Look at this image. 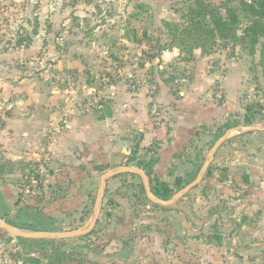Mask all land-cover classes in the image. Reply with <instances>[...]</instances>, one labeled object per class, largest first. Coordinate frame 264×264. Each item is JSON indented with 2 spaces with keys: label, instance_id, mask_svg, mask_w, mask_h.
<instances>
[{
  "label": "crops",
  "instance_id": "0c3cea01",
  "mask_svg": "<svg viewBox=\"0 0 264 264\" xmlns=\"http://www.w3.org/2000/svg\"><path fill=\"white\" fill-rule=\"evenodd\" d=\"M60 5L55 2L52 9L60 12ZM118 5L91 3L85 6L88 11L106 8L115 11L119 8ZM140 6L137 4L135 7ZM48 14L49 12L45 16ZM55 14L49 17L47 24H42L45 27V30L41 29L42 48L45 49L47 45L50 51V43L55 45L57 60L54 66L64 72L94 73L97 62L106 55L103 48L112 46L110 50L117 56L118 51L114 49L117 42H143L147 34L145 31L143 37H131L126 30L114 41L115 37H110L108 32L116 28H128L129 20L110 18L91 27L93 30L90 36L95 39L92 41L79 27L81 19L76 24L78 28L71 30L65 23L63 25V20L56 19ZM120 21L125 23L121 25ZM25 26L31 29L28 21ZM64 26L66 28L62 31ZM60 29L61 34L58 31ZM117 32L119 33L118 29ZM33 35L28 39L32 43L25 46L26 52L33 49L36 38ZM74 46L80 49H74ZM91 47L94 49H89ZM96 48L100 51L92 55L89 50L95 51ZM10 50L0 49V68H10V71L16 72L17 65L12 67L7 60L10 59L15 64L12 61L14 52L7 53ZM239 51L237 49L236 52L241 57H234L227 50L204 51L201 48L188 54L175 47L173 50L163 51L161 57L147 60L143 67L151 63V68L156 65L166 68L164 65L173 62L180 66V69L176 67L180 76L168 73L167 69L159 73L161 76L155 82L158 87L155 98L159 102L161 113L157 117L149 112V97L142 91L144 88L139 89L142 93L129 90L127 82L112 81L101 91L109 98L103 107L87 113H71L69 106L55 98L48 100L45 105L35 104L30 87L26 88L25 98L22 99L16 92L21 90L23 83L1 78L0 105L7 108V113H0V165L9 161H23L42 168L45 165H65L66 173L75 180V188L62 199L65 202L64 209H72L76 202L84 201L94 194L91 190L96 188V183L92 186L85 175L96 174L97 165H118L122 161L123 165H127L126 163L140 159H152L153 178L166 181L174 189H178L175 187L178 177L183 179V183L189 180L191 184L198 162V155L195 158L191 155L196 142L203 135V129L217 125L216 129L220 131V127L228 120L241 119L246 109L247 99L244 95L256 87L264 92L261 46L255 54H250L248 50V55ZM4 62L9 63L10 67ZM51 66L48 63L47 70ZM25 67L27 69L28 65ZM149 96L152 98V95ZM23 104L25 113L21 108ZM65 115L67 120L62 121ZM250 126L257 128L249 129L241 123L239 127L227 130L218 138L220 140L217 147L212 149L210 158L202 164V170L207 167L211 172L204 178L201 177L196 185L202 186L203 194L193 196L183 193L174 199L172 209L177 212L169 211L175 213L170 215L173 218H185L186 232L193 237L190 240L196 238L194 232L204 234V246L215 251V255H223L227 249L240 251L246 264H264V126L248 127ZM125 130H129V138L122 145ZM135 145H138V149ZM128 149L131 151L129 155ZM134 149L138 151L137 160L125 162L127 156L130 159ZM212 163L216 169H210ZM135 171L137 170H129ZM129 172L123 174L129 176V182L138 186L144 179L143 175L137 171L140 175L132 176ZM118 173L112 176L118 179ZM12 175L0 174L2 204H6L9 198H17L19 194V186L12 183L17 182ZM59 183L63 186L66 184L65 181ZM147 195L154 204L160 203L152 199L148 192ZM18 200L17 198L15 201ZM195 201L201 202L194 205ZM201 204L200 210L195 208ZM180 208L185 210L178 211ZM198 218H201L199 226L196 225Z\"/></svg>",
  "mask_w": 264,
  "mask_h": 264
},
{
  "label": "rangeland",
  "instance_id": "374dc122",
  "mask_svg": "<svg viewBox=\"0 0 264 264\" xmlns=\"http://www.w3.org/2000/svg\"><path fill=\"white\" fill-rule=\"evenodd\" d=\"M191 1L0 0V49H11L7 52L11 54L14 52L12 61L15 64L10 59L7 60L10 62V66L17 65L18 69L15 72V70L10 71V68L1 67L0 81L1 78H8L7 80L21 82L23 83L21 90H18L16 94L22 99L25 98L26 88L30 87V93L36 101L35 104L44 103L45 105L48 100L55 98L62 101L65 106H69L71 113L73 111L87 113L97 109V107L99 108L100 105L104 106L105 101L109 98L101 91H104L105 87L112 81L127 82V89L129 90L141 92L139 89L144 88L142 91L149 97V112L155 116L152 113L149 95H152L157 102L155 96L158 87L155 82L161 76L159 73L167 69L168 73L173 72L180 76L181 73L176 70L180 69V66L173 62L164 65L166 68L158 65L151 68V63H147L143 67L140 62L148 60L144 53L145 50L154 52L157 49V41L165 43L170 39V36L167 37L166 35L164 20L184 24L183 14L188 12ZM211 1L214 3L221 2V0ZM55 2L61 4L60 12L52 9ZM91 3H118L119 8L115 11L107 8L88 11L85 5ZM137 4L141 6L135 7ZM235 5L240 7L239 0L235 1ZM48 7L50 10H47ZM48 12V16H45ZM55 12H59V14H55ZM52 14L56 15V19L63 20V25L65 23L67 28L71 30L78 28L76 24L78 19H81L79 27L82 28L88 38L92 37L90 36L93 30L91 27H96L97 24H102V21L105 22L110 18L129 20L128 28H116L114 31L108 32L110 37L116 38L123 35L121 33L126 30L129 31L131 37L133 35L143 37L145 31L147 34L146 37L144 36L143 42L126 41L122 44L117 42L118 44H115L116 47H114L118 51L117 56L111 52L112 46L109 48L110 44H108V50L103 48L106 50V55L97 62L94 73L64 72L54 66L56 65L55 60H57L55 45L50 43L51 52L48 51L47 45L45 49L42 48L43 34L41 29L45 30L42 24H47ZM242 17L241 27L243 28L247 24V19L245 15ZM27 21L31 24V29L33 28L32 32L29 27L25 26ZM123 22L125 23V21ZM123 22L120 21L119 23L122 25ZM66 26L62 31L65 30ZM113 27L115 28V26ZM58 31L60 34L62 33L61 29ZM32 34L36 36L33 49L30 50L31 52L29 50L26 52L25 46L32 43L28 40L32 38ZM115 38H113L114 41L117 40ZM23 39L25 41L22 42V45L19 44V41ZM91 40L95 41L92 38ZM126 43L129 46H124L127 45ZM244 47L245 45L241 43L229 42L227 45L217 44L213 51L227 50L234 57H241L240 54L237 55L236 51L239 49V52L242 51L248 55V51ZM78 48L74 46V49ZM89 51L93 55L98 53L100 49L96 48L95 51ZM48 63L52 65L49 70L46 68ZM4 64L9 66V63L4 62ZM26 65H28L27 69H25ZM184 74L187 75V73ZM254 75L257 76V74ZM244 96L247 99L245 100V108L248 105H254L258 109L262 105L263 113L253 116L250 125L264 126V92L261 88L256 87ZM157 103L159 104V102ZM47 106L49 109L51 108L49 103ZM21 108L25 113L24 104ZM0 113L6 114L7 108L0 105ZM245 115H247L246 109ZM244 116L240 119L241 123L244 127H248L249 125L244 123ZM63 117L62 121H66L67 115ZM216 128L217 125L204 128L203 135L199 137L192 151V158L198 155V159L196 158L198 160L197 167L193 177H191L193 182L199 174L204 178L209 171L207 167L202 170V164L208 157L210 158L212 149L217 147L220 140L218 139L219 135L223 133V130L219 131ZM30 164L23 161H9L0 165L4 170L0 174H13L12 177L17 182L12 181V183L18 185L20 190L17 195L18 202L15 201L16 196L14 199H10L8 194L9 201L6 204L0 202V219L30 233L45 231L41 230L43 228H39V223L45 227L50 224L51 226L46 227V229L49 228L48 230L51 232L88 229L98 209L97 199L100 195L103 175L111 170H119L120 172L117 174L118 179L111 175L105 180L99 219L91 232L83 236L46 238V241L42 243L21 242L18 237L0 226V264H31L26 262L27 257H25L30 253L32 256H42L41 264H246L240 251L227 249L223 255H215V251L208 250L204 246L202 239L204 234L199 231L194 232L196 238L190 240L193 237L192 234L186 232L185 218L170 216L171 213L175 214L170 211H176L172 209L175 203V195L182 189L175 188L173 196L168 200L172 202L163 206L160 203L154 204L148 198L143 178L138 186L129 182V176L124 175L129 171L123 172L121 170L124 166H137L138 161L126 163L127 165H123V161L118 165H97L96 174L85 175L92 186L96 183V188L91 190L94 194L84 201L76 202L72 209H64L65 202L62 201L75 188L73 186L75 180L69 173H66L65 165H45L42 168ZM212 165H210V169H216L213 163ZM120 173L122 174L119 175ZM129 173L132 176L140 175L137 171ZM59 181H65L66 184L63 186ZM88 184L89 182H87ZM7 187H12V185H7ZM196 187L185 192L184 195L203 194L202 186ZM200 202L195 201L194 205ZM201 207L202 204L195 206L199 210ZM184 210V208H180L178 211ZM197 220L195 222L199 226L201 218Z\"/></svg>",
  "mask_w": 264,
  "mask_h": 264
},
{
  "label": "trees",
  "instance_id": "16d2710c",
  "mask_svg": "<svg viewBox=\"0 0 264 264\" xmlns=\"http://www.w3.org/2000/svg\"><path fill=\"white\" fill-rule=\"evenodd\" d=\"M236 0H221L220 3H214L211 0H192L188 12L183 14V23L164 20L167 35L170 39L165 43L157 41V49L145 51L146 59L152 60L161 57V53L167 50H173L175 47L188 54H192L197 48L204 51H212L217 44L227 45L229 42L241 43L245 45L250 54H255L261 46L262 59H264V0H239L240 7L235 5ZM247 19V24L242 28L243 17ZM240 30H242L240 32ZM22 41H19V44ZM140 65H145L141 61ZM260 106V105H259ZM247 115L244 117L246 125L252 124L253 116L262 114V105L256 109L254 105L246 106ZM251 116V117H249ZM240 119H230L220 127L223 133L239 127ZM218 137V138H219ZM138 149V145H135ZM137 149L133 150L129 161L137 160ZM154 160H138L139 168L143 169L150 180L151 191L161 200H169L174 194V188L166 181L157 177H152ZM0 167V173L3 172ZM211 171L209 170L208 173ZM190 181L183 183V179L178 177L175 187L183 189ZM41 230L48 231L49 228L38 224ZM21 242H45L46 238H26L18 237ZM26 262L31 264H41L42 256L25 255ZM60 259V257H59Z\"/></svg>",
  "mask_w": 264,
  "mask_h": 264
},
{
  "label": "water",
  "instance_id": "95a60500",
  "mask_svg": "<svg viewBox=\"0 0 264 264\" xmlns=\"http://www.w3.org/2000/svg\"><path fill=\"white\" fill-rule=\"evenodd\" d=\"M249 129H256V126H250L247 127ZM128 133L129 130H125L123 132V136H122V145H125L126 142L128 141ZM221 142V141H220ZM220 144V143H219ZM131 153V151L128 149L127 150V154L129 155ZM129 161V156H127L125 162ZM131 171V170H137L139 171L143 177H144V181H145V186L147 189V192L149 193L150 197L152 199H154L155 201H158L164 205H168L170 204L172 201H167V200H161L159 198H157L151 191V186H150V181H149V177L147 175V173L139 168V167H134V166H125L122 168L121 171ZM120 172L119 170H111L108 171L107 173H105L102 177L101 180V187H100V195L97 199V206L98 209L95 213V217L93 219V222L91 223V225L88 227V229L86 230H78V231H63V232H51V231H44V232H26L20 228L15 227L14 225L8 224L6 223L4 220L0 219V226L2 228H4L6 231L10 232L12 235L16 236V237H26V238H56V237H74V236H82L87 234L88 232H91V230L93 229V227L95 226V224L97 223L98 219H99V215L101 212V208H102V201H103V194H104V189H105V180L115 174ZM202 175H199L198 178L191 184L187 185L186 187H184L180 192H178L175 197L180 196L181 194L189 191L190 189H192L193 187H195L199 181L201 180Z\"/></svg>",
  "mask_w": 264,
  "mask_h": 264
},
{
  "label": "built area",
  "instance_id": "2783aa9c",
  "mask_svg": "<svg viewBox=\"0 0 264 264\" xmlns=\"http://www.w3.org/2000/svg\"><path fill=\"white\" fill-rule=\"evenodd\" d=\"M151 104H152V113L157 117L161 113V107L159 104L154 100V98H151ZM103 107V105H100L99 108Z\"/></svg>",
  "mask_w": 264,
  "mask_h": 264
}]
</instances>
